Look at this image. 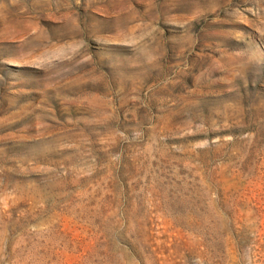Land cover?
I'll return each instance as SVG.
<instances>
[{"label": "rangeland", "instance_id": "rangeland-1", "mask_svg": "<svg viewBox=\"0 0 264 264\" xmlns=\"http://www.w3.org/2000/svg\"><path fill=\"white\" fill-rule=\"evenodd\" d=\"M0 264H264V0H0Z\"/></svg>", "mask_w": 264, "mask_h": 264}]
</instances>
